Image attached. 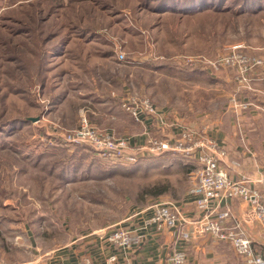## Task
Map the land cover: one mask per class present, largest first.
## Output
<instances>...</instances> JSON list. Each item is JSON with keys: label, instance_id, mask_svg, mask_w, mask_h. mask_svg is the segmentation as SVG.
<instances>
[{"label": "rangeland", "instance_id": "rangeland-1", "mask_svg": "<svg viewBox=\"0 0 264 264\" xmlns=\"http://www.w3.org/2000/svg\"><path fill=\"white\" fill-rule=\"evenodd\" d=\"M148 1L0 0V264H50L39 259L45 252L132 231L155 204H175L183 214L192 206L194 161L176 153L134 164L106 161L87 146L62 141L81 116L130 141L132 134L164 139L180 131L177 125L199 130L202 123L208 132L218 125L235 135L240 119H250L249 111L229 107L236 91L230 69L208 63L237 46L264 56V7L251 12L228 1L223 10L182 15ZM196 58L206 64L190 66L188 59ZM195 68L206 76L187 79ZM127 96L149 98L166 133L153 134V123L134 127L121 108ZM181 244L188 258L196 245L206 253L212 248L218 256H202L203 264H242L230 246L207 236Z\"/></svg>", "mask_w": 264, "mask_h": 264}, {"label": "built area", "instance_id": "built-area-1", "mask_svg": "<svg viewBox=\"0 0 264 264\" xmlns=\"http://www.w3.org/2000/svg\"><path fill=\"white\" fill-rule=\"evenodd\" d=\"M239 46L221 54L209 66L216 70L228 68L233 73L236 91L240 94L244 89H250V76L258 69H264V56H249L240 50ZM119 63L124 61V54L116 53ZM188 64L200 67L206 64L204 59H188ZM230 108H240L246 111L249 105L238 102L234 97ZM121 108L137 124L147 121H158L159 126L166 127L162 115L146 97L127 96L121 101ZM176 137L170 139H153L148 137L145 145L134 146L126 137L114 136L108 130L99 129L81 116L79 126L62 133V141L68 144L87 146L93 153L104 160L120 161L134 164L137 160L147 157H159L167 153H176L195 163V168L189 173L188 196L192 199L199 216L195 220L185 217L180 207L172 203H160L150 209L152 214L143 224V230L161 234L168 231L177 242H187L193 235L207 236L212 240L225 243L240 258L243 264H264V257L254 247L241 227V223L232 214L229 207L221 209L222 203L237 201L246 205L254 221L264 230V188L249 186V180L241 177L236 180L230 176L231 167H239L235 161H230L225 148L207 131V128L192 130L177 125ZM262 184V183H260ZM186 226L191 227L190 230ZM101 240L125 251H132L142 246L146 235L139 231L113 230L99 235ZM111 257L108 262L113 263ZM184 250H175L167 257L165 264H186ZM80 264H91L82 261Z\"/></svg>", "mask_w": 264, "mask_h": 264}, {"label": "crops", "instance_id": "crops-1", "mask_svg": "<svg viewBox=\"0 0 264 264\" xmlns=\"http://www.w3.org/2000/svg\"><path fill=\"white\" fill-rule=\"evenodd\" d=\"M205 68L207 69V67ZM230 74L233 81L232 71ZM250 79L251 82L249 90L244 89L240 94H238L236 91H233L235 93L229 98V107L231 106V100L234 97L239 103L244 102L249 105V108L246 111L250 112L251 117L250 119H247L243 116V118L240 119L242 123L239 124V127H241L242 131L239 130L238 134L232 135V133L230 134L225 127H220L222 128L220 129L217 125V127H215V129L209 133L219 142V144L225 148L228 153L229 160L235 161L239 164V167L230 168V176L236 180L244 177L249 180L250 187L262 189L264 188V125L262 126L260 121L261 117L264 118V69L256 70L255 73L250 76ZM232 83H234V81ZM106 103V101H102V105H105ZM160 110L162 111V109ZM109 119L112 121L115 120V117L111 116ZM131 124L134 127L147 129L150 127L151 123L146 120L144 124H137L133 121H131ZM132 125L129 127V129L133 127ZM152 125V128H150L152 131H154L153 134L159 135L160 133H166L164 130L165 127L159 126L158 121L154 122ZM206 126L209 125L202 123V126L199 129L204 127L208 128ZM106 129L110 132L119 131L115 128ZM231 132H234L233 128ZM173 133L174 134H172V131H168L167 135L165 134L166 136H164V139H170L173 136L176 137L177 131ZM148 137L149 136L145 135L141 137L138 135L134 136V134L130 135V138L132 139L131 143L134 146L142 145ZM187 204H191L192 206L186 211L184 210V215H187L188 218L196 217V215L199 216V212L195 209L191 198ZM226 206L231 209L232 214L241 223L242 229L248 238L253 242V244L256 243L259 246L262 245L264 247V230L254 221L250 209L246 205L237 201H228L226 204L222 203L220 208L224 209ZM143 214L144 215L138 219L136 226L131 228V230L134 232L139 231L146 235L144 243L138 249H134L132 251L121 250L108 244L104 240H101L100 237L97 236V238L94 237L93 239L83 241L82 244L80 243L79 245H76L74 249L70 248L66 251H62L63 249L49 250L45 252L39 259H49L50 264H80L85 260L90 261L91 264H165L167 257L171 252L175 250H184L183 247L185 248V245L175 241L171 233L168 231H164L161 234L155 233L154 230L145 232V230H143V224L148 218H150L152 210H145ZM252 228L257 229V231L249 232ZM186 229L190 230L191 227L186 226ZM90 235L92 234H89L88 236ZM84 238L85 236H82L76 241L72 242V244L75 245L77 241L84 240ZM207 240L208 239H205L206 242ZM90 242L92 243V246L89 248ZM200 243L206 245L203 240ZM207 243L211 245V243ZM215 245H222L221 247L226 246L224 244ZM198 246L199 245H196L191 249L192 252L189 253L190 256L189 258L187 257L186 264L189 262L190 264H203L200 263L199 260L202 256L206 258L218 256L215 254L212 248H208V252L206 253L205 248L201 249ZM78 249H80V251H78ZM82 249H84V254L80 253L82 252ZM259 253L262 252L259 251ZM111 257L115 259L113 263L108 262ZM236 257L240 259L238 256ZM241 263L243 264L242 261Z\"/></svg>", "mask_w": 264, "mask_h": 264}, {"label": "trees", "instance_id": "trees-1", "mask_svg": "<svg viewBox=\"0 0 264 264\" xmlns=\"http://www.w3.org/2000/svg\"><path fill=\"white\" fill-rule=\"evenodd\" d=\"M230 1L233 6H239L241 10L246 9L254 12L256 8L263 6L264 0H151V8H156L160 12L171 11L176 14L194 15L206 9L223 10L226 3ZM149 3V1H148ZM149 3V4H150ZM165 65H158L156 70L162 69ZM187 79L206 76V73L199 68H195L186 74ZM256 248V247H255ZM262 254V253H260ZM264 257V252H263Z\"/></svg>", "mask_w": 264, "mask_h": 264}]
</instances>
